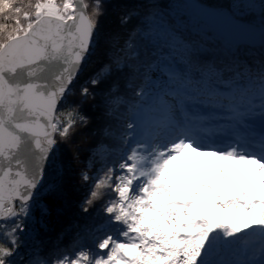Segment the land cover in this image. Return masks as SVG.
I'll list each match as a JSON object with an SVG mask.
<instances>
[{
	"label": "snow or ice",
	"instance_id": "1",
	"mask_svg": "<svg viewBox=\"0 0 264 264\" xmlns=\"http://www.w3.org/2000/svg\"><path fill=\"white\" fill-rule=\"evenodd\" d=\"M110 3L0 0V264H264V0Z\"/></svg>",
	"mask_w": 264,
	"mask_h": 264
},
{
	"label": "trees",
	"instance_id": "2",
	"mask_svg": "<svg viewBox=\"0 0 264 264\" xmlns=\"http://www.w3.org/2000/svg\"><path fill=\"white\" fill-rule=\"evenodd\" d=\"M205 3L220 7L226 11H229V5H233V1L236 0H201ZM126 0H111L110 6H109V15L104 21V25L106 29H115L116 28V16L117 13L120 11V5L125 3ZM255 3H259V0H253ZM160 3L164 6L162 11L165 13H168L173 18H182L186 21H198L200 20L198 17H196L183 3L182 0H160ZM259 18V12L258 11H247L245 13V20L248 21H257L256 19ZM135 22V21H134ZM133 22V23H134ZM131 25H129L130 27ZM261 44L257 47H248V46H241L240 55L248 59L250 62L259 60L261 57ZM95 62H93L94 64ZM90 68L92 65L89 66ZM78 90V85H77ZM78 99L76 95H72L68 97L69 103H72ZM85 109L87 111V114L91 115L90 110H88L87 106H85ZM95 121L93 120L92 123H90L87 127L80 128L77 133L73 136V143L69 146H64V152L68 157H71L72 151L79 147L80 152V159L82 162H86L87 158L91 154V149H97L98 145L104 144L108 145L109 148L114 147V142L108 138L103 137L100 134L95 132ZM98 155L96 159L99 161L101 160L105 155V151L102 148L97 149ZM103 150V151H102ZM111 158V156H109ZM77 167H83V164H77ZM99 163H97L93 169V171L96 170V168H99ZM67 241V238H66ZM21 251H24V249H21Z\"/></svg>",
	"mask_w": 264,
	"mask_h": 264
},
{
	"label": "water",
	"instance_id": "3",
	"mask_svg": "<svg viewBox=\"0 0 264 264\" xmlns=\"http://www.w3.org/2000/svg\"><path fill=\"white\" fill-rule=\"evenodd\" d=\"M185 6L194 14L196 15L200 20L204 19L205 14L209 12H224L227 13L228 11L205 3L201 0H182ZM259 21V18L256 19ZM249 27L251 28V34L248 37V41L245 43L250 46H257L260 45V37H259V23L254 21H248Z\"/></svg>",
	"mask_w": 264,
	"mask_h": 264
},
{
	"label": "rangeland",
	"instance_id": "4",
	"mask_svg": "<svg viewBox=\"0 0 264 264\" xmlns=\"http://www.w3.org/2000/svg\"><path fill=\"white\" fill-rule=\"evenodd\" d=\"M235 2H236V1H233V4H234ZM195 16H196V15H195ZM196 17H197V16H196ZM243 46H245V47H246V46H248V47H257V46H259V45H257V46H250V45L244 44V45H242V47H243ZM102 151H103V150H102Z\"/></svg>",
	"mask_w": 264,
	"mask_h": 264
}]
</instances>
